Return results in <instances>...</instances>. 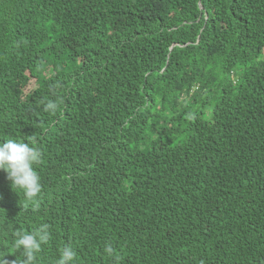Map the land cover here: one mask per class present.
<instances>
[{"label": "trees", "instance_id": "trees-1", "mask_svg": "<svg viewBox=\"0 0 264 264\" xmlns=\"http://www.w3.org/2000/svg\"><path fill=\"white\" fill-rule=\"evenodd\" d=\"M8 139L42 190L0 170V260L47 223L35 264H264V0H0Z\"/></svg>", "mask_w": 264, "mask_h": 264}, {"label": "clouds", "instance_id": "clouds-1", "mask_svg": "<svg viewBox=\"0 0 264 264\" xmlns=\"http://www.w3.org/2000/svg\"><path fill=\"white\" fill-rule=\"evenodd\" d=\"M44 103L45 111L55 112L59 107L56 100H48ZM42 154L36 147L24 141L8 139L0 142V170L7 175L11 189L15 188L23 193L25 200L35 204L42 190L41 178L34 168L41 160ZM14 249L19 250L22 259L6 261L0 260V264H35L37 253L42 244L50 238L49 225L42 223L38 229L15 232ZM106 251L111 252L109 246ZM76 259V252L71 246H65L56 260V264H73Z\"/></svg>", "mask_w": 264, "mask_h": 264}]
</instances>
